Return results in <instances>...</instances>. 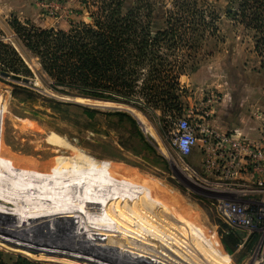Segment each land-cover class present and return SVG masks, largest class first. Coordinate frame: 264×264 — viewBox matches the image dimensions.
I'll return each mask as SVG.
<instances>
[{
  "label": "rangeland",
  "instance_id": "374dc122",
  "mask_svg": "<svg viewBox=\"0 0 264 264\" xmlns=\"http://www.w3.org/2000/svg\"><path fill=\"white\" fill-rule=\"evenodd\" d=\"M91 3L92 0H0V42L15 48L34 74L28 78L32 82L25 84L0 73V213L15 217V221L5 222V227L0 225V251L5 253L6 261L13 263L18 257H26L44 264H264V181L260 187H249L236 180L240 186L235 187L234 181L219 179L216 166L208 169L205 164L209 153H216V159L221 152V137H216L210 124L227 94L240 95L245 108L255 110L256 119L262 124L257 141L249 143L233 138L227 144L230 152L235 150L236 140L244 142L243 148L249 154L264 152V68L255 51L254 33L227 12V8L236 9V2L144 0L145 10L148 6L153 8L150 17L154 30L165 28L170 14L182 22L190 20V15L183 12L188 4L205 11V25L214 26L212 30L206 26L205 31L203 27L188 30L187 36L183 34L182 47L168 57L170 65L183 71L180 86L184 110L172 117L135 101H98L52 91L53 81L11 25L17 19L20 24H33L44 30L69 31L74 25L92 23ZM135 3L136 0H125L124 12ZM63 102L70 105H62ZM180 119L192 123L199 139L188 157L181 156L174 145ZM80 150L99 162L94 161L90 166L82 164L85 160L78 154ZM19 153L26 160H59L65 173L73 165L81 169L90 167L96 171L92 174L95 178L103 177L97 176L102 174L97 172L102 162L124 165L125 175H133L129 169L137 170L144 174L138 175L145 181L142 186L152 181L156 193L176 192L172 198L178 201V209L155 200L145 188L131 192L141 203L132 205L129 200L128 209L149 213L162 222L161 213L167 215V207L186 228L168 216L165 227L179 240L167 239V252L151 234L164 236L149 218L105 217V220L88 221L90 213L30 204L45 192L50 198L53 196L50 192L57 193L54 197L64 198L63 194L68 195L75 187L87 189V184L91 190L114 189L92 178L87 183V178L73 181L63 170L45 171L31 162L19 163ZM14 155L19 160L17 163ZM193 155L198 157L195 163ZM241 165H246L248 170V161L242 164L236 158V172ZM256 166V176H264V163ZM241 175L239 172L236 176ZM129 182L120 183L122 189L115 191H124V186L130 189ZM255 187L263 192L244 193ZM180 199L188 206L181 204ZM236 204L254 211L259 222L255 231L236 228V222L227 217L223 209ZM179 209L187 212L182 214ZM189 214L198 221L195 233L189 230L184 217ZM202 224L206 225L205 230H210L203 237ZM236 231L243 234L237 247L228 236ZM221 253L228 256L227 261Z\"/></svg>",
  "mask_w": 264,
  "mask_h": 264
},
{
  "label": "trees",
  "instance_id": "16d2710c",
  "mask_svg": "<svg viewBox=\"0 0 264 264\" xmlns=\"http://www.w3.org/2000/svg\"><path fill=\"white\" fill-rule=\"evenodd\" d=\"M228 1L236 2V9L227 8V12L254 33L255 51L264 68V0ZM124 3L125 0H92V23L74 25L69 31L44 30L33 24H20L17 19L11 25L53 81L52 91L98 101H135L161 110L164 115L177 116L184 110L180 86L183 71L170 65L168 57L182 47L183 34L187 36L188 30L203 27L205 31V11L188 4L187 9L183 8L191 17L187 23L170 14L166 27L154 30L151 6L145 10L144 0H136L135 6L124 12ZM206 27L212 30L214 26ZM0 73L34 76L17 50L3 42H0ZM228 236L236 247L243 239L239 231ZM147 260L150 262L149 257ZM0 264L44 263L26 257L9 263L0 251Z\"/></svg>",
  "mask_w": 264,
  "mask_h": 264
},
{
  "label": "bare ground",
  "instance_id": "6f19581e",
  "mask_svg": "<svg viewBox=\"0 0 264 264\" xmlns=\"http://www.w3.org/2000/svg\"><path fill=\"white\" fill-rule=\"evenodd\" d=\"M74 151H75V149H74ZM14 153L16 154V152H14ZM75 153H77V152H75ZM78 154L81 155L84 158V159L81 158V159L85 160L84 162L81 161L80 158L77 157L75 159V157L73 155L72 156L74 157L75 160H77V161L80 160L82 162V164H86V166H87V164H88V166H90L91 163L94 162V161L99 162V160H96L95 158H93V157H91V156H89L87 154H84V153L82 154L81 150L78 152ZM32 155L35 156L34 155V151H32ZM18 156L21 157V154L18 155ZM13 157H14L13 158L14 162L17 163L19 160H17L15 158L16 155H14ZM19 157H18V159H20L19 163H24L25 164V163L31 162V164H33L34 166H36L38 168H42L45 171H48V170H53V171H58L59 170V171H62L63 170L61 168L62 162L59 161V160H56V159H52V158L46 159L44 157L46 159V161H40L39 160L40 158L38 157L39 158L38 160H37V158H35L37 161H33V158H32V160H30V159L26 160V159H24L22 157L21 158H19ZM66 159H67V156H66ZM68 159H70V158L68 157ZM69 161H71V159ZM107 164L108 163H106V162H102V163L99 164L97 172L102 173V174H98L97 173V176L98 177L99 176H103V177H99V178L93 177L92 174H93V172H96V171H94V170H92V168L86 167V166H85L86 168L81 169L80 167L76 168V166L73 165V167L71 166V168H73L74 171H72V169L70 168V170L66 171V173L63 170V174L70 175L71 179L73 181L74 180L82 181L85 178H87L86 179V183L89 180L92 181V179L97 180V181L99 180V181L103 182L105 187L106 186L112 187V189H114V191H108V189H106V188H101L99 190H91L90 188H88L90 185L88 186V184H87V186H86L87 189H84V188H81V187H75V188L71 189V191L68 193V195L70 194L69 197H67L68 195H66V194H63L64 198H62V197H54V195H56L57 193L50 192L53 195L52 198H50V195H48L47 192H45L43 195L36 196L35 199L33 200V202H29V203L33 204V205L35 203H37V204L39 203L41 205L47 206V208L52 207V208L68 209V210L81 212V213H90V215L87 216V218H89V219H87L88 221H97V219L105 220L104 219L105 217H107L109 219L110 218L113 219L115 217L126 218L128 216L131 220H137V219H140V218H145V219L149 218V219L152 220V222L155 224V226L158 228V230H160V232L165 237L162 236V235H159L157 232H151V234L156 238V240L159 241V243H161V246L163 247V249L166 250L167 252H169V250L167 249L169 241L177 242L179 239L168 228L165 227L166 222H168V216L173 218L174 221L179 226H181L183 229L186 228V226H184L177 219L176 215H174V213H172L171 210L169 211V209L166 207L165 209H166L168 214L166 215L165 213L162 212L161 213V216H162L161 218H162L163 221L160 222L157 218H155L154 216H152L149 213H144V212H140V211H136V210H130L128 208H130L129 204L133 205V204L141 203V202H139L137 200L136 197L133 198L134 196L133 197L131 196V194H132L131 192L132 191L140 192L141 188H145L149 192H151V195L153 196V198L155 197V200H159L160 199V200L163 201V203H166L165 204L166 206H171L173 208H177L178 209V204H177L178 201L176 202L175 201L176 199L173 200V198H172V197H176V192L174 193V195H172L173 194V192H172V194H170L171 196L169 195L170 192L168 193V195H164V194H161V193H156L155 189L152 187V183H151L152 181L151 182L149 181L150 183L146 182L148 185L142 186V182L145 183V181L144 180L142 181L141 177H139L138 175L143 176L144 175L143 173H140L139 171L134 170V169H129V170H131L130 172H132L133 175L132 174L125 175L126 173L125 174L123 173V169L126 170L125 169L126 167H124V165H118V164H114V163H111L109 165H107ZM111 173H112V175L116 173V175L112 176ZM142 178H144V177H142ZM124 181H128V182L130 181L129 182V185L131 186L130 189H127L128 187L125 188V186H124V188H125V189L123 188L124 191L121 190V192H119V191L116 192L115 190L122 189L121 187L123 185H125L124 183H122ZM93 183H94V181H93ZM120 183H122L123 185L120 186ZM129 185L126 184V186H129ZM153 193H156L157 195H154ZM133 194H134V192H133ZM158 196H159V198H158ZM129 200H132V202L130 201V203L128 204ZM139 200L141 201V199H139ZM147 201H149V200L147 199ZM150 203H152V202H150ZM150 203L148 205L152 207V204H150ZM179 203H180V201H179ZM181 204H184V205L186 204L185 206H188V204L185 203V202L183 203V201H182ZM158 208H160V206H158ZM186 209H188V208H186ZM179 211L182 214L187 212L186 210L182 211L180 209H179ZM190 214L188 216L185 215L184 217L187 219V222H188L187 224L190 225L189 226V230H193V232L195 233V230H196V227H197V224H196L197 220H195L193 218V216L190 215ZM188 217L191 220L188 219ZM98 221H100V220H98ZM202 221H204V220H202ZM205 229H206V225L205 226L203 225V228L201 229V232H202L201 236L202 237L205 235L206 232L210 233V230H208V228H207V230H205ZM196 237H198V236H196ZM221 254H222L221 257H223L222 259L224 261H227L228 256L226 254H224V253H221Z\"/></svg>",
  "mask_w": 264,
  "mask_h": 264
},
{
  "label": "crops",
  "instance_id": "0c3cea01",
  "mask_svg": "<svg viewBox=\"0 0 264 264\" xmlns=\"http://www.w3.org/2000/svg\"><path fill=\"white\" fill-rule=\"evenodd\" d=\"M242 100L240 95H236V93L226 95L223 104L215 111L210 124L213 127L214 133H216V137L241 138L249 143L255 142L261 137L262 131H259L260 129L258 128L262 124L256 119V111L245 108L246 104L242 103ZM220 148L221 152H219V157L217 158L219 165L216 172L220 173V180L223 182L232 180L234 181L232 185L236 187V158H238L239 163L245 164L248 161L249 164V151L247 152L242 148V150H238L237 152L236 149L230 152L229 145L223 142L220 144ZM192 160L193 163L197 162V155H193ZM201 161L203 162V159ZM230 167H232L231 176ZM247 167L248 170L243 168L244 171L241 172L242 175L238 181L242 182H239L240 184L247 183L249 187L256 186V181L264 178L262 176H256L257 174L253 172L251 166L247 165Z\"/></svg>",
  "mask_w": 264,
  "mask_h": 264
},
{
  "label": "built area",
  "instance_id": "2783aa9c",
  "mask_svg": "<svg viewBox=\"0 0 264 264\" xmlns=\"http://www.w3.org/2000/svg\"><path fill=\"white\" fill-rule=\"evenodd\" d=\"M176 130L177 133L175 134V139H174V145L177 147L179 154L181 156H185L188 157L192 154L194 148L198 145L199 139L197 137V133H196V128L192 125V123L187 120V119H180L178 120L177 124H176ZM221 141L223 143H229L232 141L231 138H227L226 136L221 137ZM243 143L240 140H236V142H233V146L235 147L236 151L238 150H242L243 148ZM222 144V143H221ZM216 153H209V155L207 156L206 160H205V164L207 166L208 169L210 168H215L216 169L218 167V159L214 158ZM252 159V161H250V163L248 164L249 166H251L253 172H257L258 168L256 165H260L262 163H264V152L259 151V154L257 155L256 153H250L249 155ZM243 168H246L245 165H241V168L239 169L238 172H236V175L239 174V172L244 171ZM260 178V177H259ZM262 178H264V176H262ZM240 176H236V180H239ZM264 181V179H259L256 181V186H262V182ZM236 186H240V185H236ZM258 192H263L261 189L259 188H254L252 190L249 191H244V193H258ZM224 212L226 210L227 212V217L230 220H233L234 222H236V228H245L250 230L251 232L255 231L259 225L258 220L256 219V217L254 216V211L250 210L249 208H247L244 205L241 204H236V207H231L228 206L226 209H223ZM250 232V233H251Z\"/></svg>",
  "mask_w": 264,
  "mask_h": 264
},
{
  "label": "water",
  "instance_id": "95a60500",
  "mask_svg": "<svg viewBox=\"0 0 264 264\" xmlns=\"http://www.w3.org/2000/svg\"><path fill=\"white\" fill-rule=\"evenodd\" d=\"M3 75L8 77L7 74H3ZM13 78H14L15 80L20 81V82H23V83H25V84H29V83L32 82L30 79H28V78H22V77H20V76H13ZM9 219L15 221V217H14V216H12V215H10V214H3V213H0V225H1L2 227H5V226H6V223H5V222H7Z\"/></svg>",
  "mask_w": 264,
  "mask_h": 264
}]
</instances>
